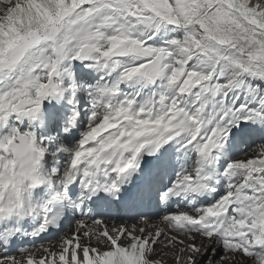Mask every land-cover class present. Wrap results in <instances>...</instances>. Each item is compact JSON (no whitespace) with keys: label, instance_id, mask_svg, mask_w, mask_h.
<instances>
[{"label":"snow or ice","instance_id":"6c2138e0","mask_svg":"<svg viewBox=\"0 0 264 264\" xmlns=\"http://www.w3.org/2000/svg\"><path fill=\"white\" fill-rule=\"evenodd\" d=\"M169 260L264 264V0H0V264Z\"/></svg>","mask_w":264,"mask_h":264},{"label":"rangeland","instance_id":"374dc122","mask_svg":"<svg viewBox=\"0 0 264 264\" xmlns=\"http://www.w3.org/2000/svg\"><path fill=\"white\" fill-rule=\"evenodd\" d=\"M243 147V146H242ZM168 264H171V260L168 261Z\"/></svg>","mask_w":264,"mask_h":264}]
</instances>
